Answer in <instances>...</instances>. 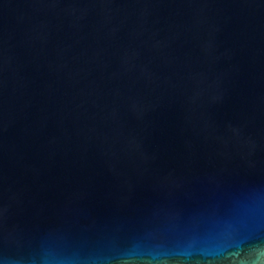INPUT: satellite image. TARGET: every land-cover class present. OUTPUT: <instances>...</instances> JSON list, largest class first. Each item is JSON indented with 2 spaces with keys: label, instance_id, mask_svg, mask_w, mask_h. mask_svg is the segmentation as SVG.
Segmentation results:
<instances>
[{
  "label": "water",
  "instance_id": "obj_1",
  "mask_svg": "<svg viewBox=\"0 0 264 264\" xmlns=\"http://www.w3.org/2000/svg\"><path fill=\"white\" fill-rule=\"evenodd\" d=\"M0 264H264V0H0Z\"/></svg>",
  "mask_w": 264,
  "mask_h": 264
}]
</instances>
